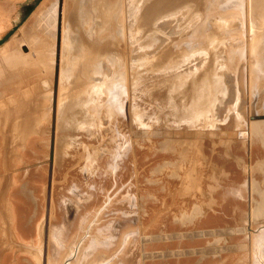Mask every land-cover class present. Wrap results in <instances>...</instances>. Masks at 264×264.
Wrapping results in <instances>:
<instances>
[{
	"label": "water",
	"instance_id": "1",
	"mask_svg": "<svg viewBox=\"0 0 264 264\" xmlns=\"http://www.w3.org/2000/svg\"><path fill=\"white\" fill-rule=\"evenodd\" d=\"M30 48L0 264H264V0H72Z\"/></svg>",
	"mask_w": 264,
	"mask_h": 264
},
{
	"label": "rangeland",
	"instance_id": "2",
	"mask_svg": "<svg viewBox=\"0 0 264 264\" xmlns=\"http://www.w3.org/2000/svg\"><path fill=\"white\" fill-rule=\"evenodd\" d=\"M70 1L41 0L8 42L0 46V99L47 77L30 44L56 21Z\"/></svg>",
	"mask_w": 264,
	"mask_h": 264
},
{
	"label": "crops",
	"instance_id": "3",
	"mask_svg": "<svg viewBox=\"0 0 264 264\" xmlns=\"http://www.w3.org/2000/svg\"><path fill=\"white\" fill-rule=\"evenodd\" d=\"M41 0H0V46L30 17Z\"/></svg>",
	"mask_w": 264,
	"mask_h": 264
},
{
	"label": "bare ground",
	"instance_id": "4",
	"mask_svg": "<svg viewBox=\"0 0 264 264\" xmlns=\"http://www.w3.org/2000/svg\"><path fill=\"white\" fill-rule=\"evenodd\" d=\"M68 1V0H67ZM71 2V1H70ZM67 3V2H66ZM46 15V14H45ZM53 17V16H52ZM42 21H43V19H42ZM11 62V61H10ZM23 89V88H22Z\"/></svg>",
	"mask_w": 264,
	"mask_h": 264
}]
</instances>
